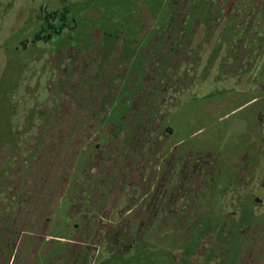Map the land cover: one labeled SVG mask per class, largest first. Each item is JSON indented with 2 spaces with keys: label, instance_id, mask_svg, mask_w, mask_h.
Instances as JSON below:
<instances>
[{
  "label": "rangeland",
  "instance_id": "1",
  "mask_svg": "<svg viewBox=\"0 0 264 264\" xmlns=\"http://www.w3.org/2000/svg\"><path fill=\"white\" fill-rule=\"evenodd\" d=\"M212 1L188 2L191 7L188 9L190 13L186 33L193 41L203 33L205 26L202 24L197 29L198 23H222L223 16L215 3L212 5L215 6L213 8L217 7L214 11L220 13H208ZM172 2L0 0V191L13 166L17 168L14 170L15 175L24 167L26 174L32 170L39 150L45 154L43 160L48 162L46 156L51 153L43 149L44 138L31 137L37 128L34 122H40L38 110L44 103L54 102L50 100L49 84L62 64L60 60L67 55L76 59L87 53L89 59L102 56L106 64L113 56H119L121 69L128 65L124 73L126 77L135 71L141 72L140 62L145 56V48L170 23ZM257 3L264 5V0H258ZM254 15L256 13L250 14ZM209 34L212 32L209 31ZM261 43L262 46L256 48L255 56L243 63L219 66L222 64L217 62L219 58L209 59L207 65L202 66V72L195 83L190 82L188 85L186 82L181 87L185 90L179 108L170 114V131L166 139L168 147L180 144V152L187 148L213 150L217 154L218 168L222 170L221 187L238 176L239 171H243L246 176L247 169L251 171L258 165L256 159L260 156L264 159V135L260 132H264V116L259 122L255 119V113L264 109V37ZM224 50V47L221 52L216 49L219 54L224 53ZM210 62L214 67H209ZM92 64L90 71L93 73L96 68ZM113 64H116L115 61ZM126 77L123 75L122 80L125 81ZM124 85L120 93L111 98V102H108L109 99L103 102L102 109L106 114L104 123L114 120L120 124L121 118L131 108ZM54 92L58 99L59 89ZM76 127L74 136L81 143L83 134L91 130L88 126L82 131L79 121ZM235 128L240 133H236ZM124 138L121 137V140ZM139 142H133L127 152L121 148L123 163L110 176L108 172L104 174V170L100 174V167L83 172L89 164V153L79 150L73 156L75 163L71 182L66 188L64 183L61 184V192L58 194L61 197L54 201L49 231L40 240L41 256L37 264H46L49 258H54L53 262H56L58 258L55 259V255L58 253L60 259L61 251H71L73 256L76 252H82L80 260L72 264H203L207 259L211 261L207 260V264H242L244 261L248 264H264V231L253 235L252 228L245 245L241 242L242 237L236 235L227 240L220 235L212 238L207 233L212 227L209 220L220 215L224 197L228 198L231 194L226 190L218 191L217 199L213 202H201L198 220L205 222L201 230L191 229L189 221L181 224L182 218L171 222L167 234L162 232L167 229L166 226L159 227V230L155 226L147 235L144 233L146 226L141 227L138 233L131 228L140 203L151 196L149 184L153 183L155 192L156 183L161 177L159 171L146 176L148 163L146 157L138 155ZM19 149L24 151L25 158L14 159L13 154ZM73 157L70 158L71 163ZM25 161L27 164L24 166ZM260 165L263 168L264 160ZM90 175L97 180L96 183L110 177L111 190L106 205L104 202L96 206L103 195L100 197L101 187L98 184L95 183L96 190L92 186L94 183L87 182V176L92 179ZM252 175L248 173L246 181H252ZM14 178L18 180L16 176ZM253 181H257V178ZM88 203L91 205L88 206ZM103 205L105 208H102ZM258 208L254 213L245 211V217L260 225L264 223V207ZM118 209H121V216L110 224V214ZM96 219L100 221L99 226L94 222ZM78 223L81 224L80 228ZM100 226L104 233L116 230L124 248L113 246L105 236L97 237ZM89 231L90 236H85ZM86 241L90 244V250L83 248ZM32 242L33 237H22L19 247L27 250ZM213 244L216 247L211 252ZM95 245L98 249H95ZM46 252H49L48 255H43Z\"/></svg>",
  "mask_w": 264,
  "mask_h": 264
},
{
  "label": "flooded vegetation",
  "instance_id": "2",
  "mask_svg": "<svg viewBox=\"0 0 264 264\" xmlns=\"http://www.w3.org/2000/svg\"><path fill=\"white\" fill-rule=\"evenodd\" d=\"M257 1L213 0L208 7V13L221 12L222 23L210 21L198 23L197 29L202 27V24L205 26L203 33L193 41L186 33L190 13L188 9L191 7L188 4L189 0H173L170 23L145 48V56L140 62L141 72L135 71L128 77L124 74L128 65L121 69L118 64L119 56H113V61L110 59L106 64L102 56L89 59L87 53L79 55L76 59L72 55H67L60 60L62 64L56 74H53L52 82L49 84L50 100L54 102L44 103L38 110L40 122H34L37 128L31 137L41 140L44 138L43 149L51 153L46 156L48 162L43 160L45 154L42 151H35L39 153L38 158L34 159L35 168L32 166V170L26 174L24 167L15 175L14 170L17 168L13 166L0 191V264H37L41 256L39 252L40 240L43 239L41 237L48 233L52 222L54 201L61 197L58 196L61 184H65L64 188L70 185L75 163L73 156L79 150L89 153V164L83 172L100 167V174L104 170V174L108 172L110 176L111 172L123 163L124 154L121 153V148L127 152L129 150L127 148H131L136 140L140 141L138 155L146 157L148 163L146 176L161 172L155 192L153 183H150L151 196L140 203V213H136L139 209L135 212L136 217L132 220L131 228L136 232L146 226L144 233L147 235L155 226L158 230L159 227L166 226L167 229H163L162 232L165 231L167 234L171 222L180 221L181 218V224L189 221L195 227L190 225L191 229L201 230L205 222L198 220L200 204L203 200L213 202L221 190L231 194L228 198L224 197L220 215L209 220L212 227L207 233L212 238L220 235L228 240L236 235L242 237L241 242L245 245L252 228L253 235L255 232L264 231V223L255 224V220L250 222L249 218L245 217V211L254 213L259 206L264 207V194L260 192H264V166L262 168L260 165L264 159L261 156L256 159L258 165L251 171L247 169L246 176L243 171H239L238 176L221 187L222 170L218 168L217 154L213 150L187 148L180 152V144L168 147L166 142L170 131L168 127L170 114L179 108L185 90L181 87L186 82L188 85L190 82L195 83L202 72V66L207 65L209 59L219 58L217 62H222L218 64L219 66L233 62L243 63L255 56L256 48L262 46L264 5ZM213 3L219 7L220 12L214 11L217 7L213 8L215 7L212 6ZM254 13L256 15L250 16ZM255 18L257 21H254ZM209 31L212 34H209ZM223 47L224 53H217L216 49L221 52ZM114 61L117 65L113 64ZM92 62L96 68L93 73L90 71ZM211 62L208 64L209 67L214 65H211ZM123 75L127 78L125 81L122 80ZM123 83L127 89L126 99L131 108L121 118L120 124L114 120L104 123L106 114L102 109L103 102L107 99L111 102V98L120 93ZM57 89L58 99L54 92ZM262 110L258 114L255 113L258 122L264 116V109ZM78 121L81 122L82 131L88 126L91 130L90 133L84 131L81 143L74 136ZM31 130L30 127L29 131ZM231 131L233 132L232 129ZM235 131L240 133L238 128H235ZM260 132L264 135V132ZM123 136L125 138L121 140ZM16 153L13 154L14 159L25 158L23 150L19 149ZM26 164L27 161L24 162V166ZM248 173L253 174L252 181H246ZM255 177L257 181H253ZM98 178L100 182V175ZM86 180L94 183L92 186L96 190V184L101 187L100 197L103 196L97 201L96 206L104 202L106 205L111 190L110 177L100 183H96L97 180L93 177L89 179L87 176ZM251 184L255 186L252 187ZM256 192L258 194H255ZM106 194L107 198L104 199ZM226 194L227 192L224 195ZM102 208H105L104 205ZM120 212L121 209L113 210L110 214V224L119 219ZM94 222L99 226V220L96 219ZM78 226L80 228L81 224L78 223ZM90 233L91 231L85 236L89 237ZM96 234L99 238L107 237L113 246L124 248V243L118 238L116 230L104 233L100 226ZM25 236L33 237V242L27 250L25 247L23 249L19 247V241ZM213 242L215 244V241ZM214 244L211 252L216 247ZM83 248L90 250V244L87 242ZM95 249H98L96 245ZM61 252L60 259L58 253L55 255L58 261L53 262L54 258H49L46 264H72L79 261L82 255V252H76L75 256L71 251ZM48 253L43 255L46 256ZM207 260L203 264H207ZM245 262L242 264H248Z\"/></svg>",
  "mask_w": 264,
  "mask_h": 264
}]
</instances>
